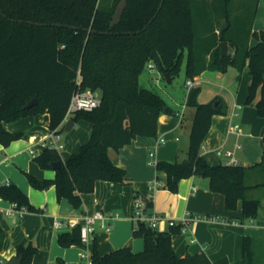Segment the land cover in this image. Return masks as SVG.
Segmentation results:
<instances>
[{
  "label": "trees",
  "instance_id": "obj_1",
  "mask_svg": "<svg viewBox=\"0 0 264 264\" xmlns=\"http://www.w3.org/2000/svg\"><path fill=\"white\" fill-rule=\"evenodd\" d=\"M122 0H0V144L9 146L22 138L8 131L4 123L16 122L47 112L49 127L63 124L77 89L91 90L101 104L92 111H77L71 117L92 124L90 138L79 150L63 160L59 151L45 148L35 157L43 170L60 163L53 180L25 173L37 190L55 187L58 200L66 199L75 208L82 195L92 193L97 181L127 184L125 169L108 155L139 137L155 138L162 114H174L166 101L140 83L144 70L154 61L156 51L161 75L173 81L184 67L186 82L206 70L225 73L234 66L241 73L248 68L251 84L246 104L255 101L257 115L264 118V30H254L257 0L250 14L232 13L233 0H127L118 25L111 22ZM251 40H255L254 46ZM230 48L221 56L222 43ZM165 79V78H164ZM172 83V82H171ZM200 88L189 91L186 106L194 111L185 160L159 161L156 169L165 174V187L176 193L181 180L205 178L212 192L223 195L228 211L241 202V223L256 218L264 197V148L259 163L240 165L209 164L201 148L215 115L227 113L222 99L198 102ZM33 99L37 104L26 109ZM217 103V106H215ZM0 196L28 212L36 209L19 186H0ZM136 196H139L138 194ZM150 209L153 201H148ZM135 238L144 239V251L134 253L119 248L101 254L93 241L92 264H211L206 256L179 258L172 247V236L181 226L159 232L148 223L135 221ZM80 228L58 237L61 247L82 246ZM5 233L0 229V252ZM241 261L227 258L214 264H264V243L250 237L244 241ZM37 248L32 242L21 245V264H32ZM56 264H67L58 258Z\"/></svg>",
  "mask_w": 264,
  "mask_h": 264
},
{
  "label": "crops",
  "instance_id": "obj_2",
  "mask_svg": "<svg viewBox=\"0 0 264 264\" xmlns=\"http://www.w3.org/2000/svg\"><path fill=\"white\" fill-rule=\"evenodd\" d=\"M254 44L251 40V45ZM152 64L149 69L156 68L153 62ZM250 84L248 68L241 73L234 66H229L225 73L206 70L193 80V86L185 93L183 101L177 100L174 95L170 96V103L164 99L175 111L174 114H162L159 117L155 138L139 137L120 150H108L112 162L125 169L130 182L119 184L97 181L92 193L82 195V205L79 208L73 207L66 199L58 200L53 186L47 190L34 189L25 174L30 173L41 179L55 178L54 170H43L34 160L43 152V140L51 131L49 114L45 112L4 123L8 131L19 133L22 138L7 147L0 144V186L10 183L19 186L31 205L40 212L27 211L20 214L13 210L10 216H5L2 212L11 208V202L0 196V229L5 233L0 259L7 263L17 256L21 245L32 242L37 248L32 264H56L58 258L67 264H92L93 243L87 246L61 247L58 243L59 235L72 230H56L54 223L56 219L82 221L84 216L96 210H101L106 216L117 215L114 220L106 221L112 224L111 231L97 229L93 236L101 254L123 247L130 248L134 253L143 252L144 239L133 236L136 226L133 219L134 199L137 194H149L150 185L159 182L161 187L153 191V206L149 211L163 217L158 225L159 232L170 229L169 220H175L179 224L185 217H200L189 221L185 232L172 236V247L179 258H186L188 255L206 256L211 264L222 258H227L230 263L241 261L245 238L250 237L264 243V197L260 200V211L256 218L241 223V202L236 210L228 211L223 195L212 192L205 178L194 176L183 179L176 193L167 190L165 174L159 172L155 165L149 164V155L151 151L154 152L156 163L185 160L194 114L186 106V100L189 91L198 87L199 103L206 104L220 98L227 110L224 115L213 116L201 148L203 158L211 165L226 164L227 158L219 156L217 151L232 150L240 166L249 167L259 163L264 148V118L259 117L256 110L260 92L255 101L246 104ZM68 120H64L58 129L64 144V149L60 151L63 160L88 142L92 130L91 123L81 120L73 121L75 124L66 132L65 123ZM161 139L164 140L163 143L160 142ZM31 151H35L37 155L33 156Z\"/></svg>",
  "mask_w": 264,
  "mask_h": 264
},
{
  "label": "built area",
  "instance_id": "obj_3",
  "mask_svg": "<svg viewBox=\"0 0 264 264\" xmlns=\"http://www.w3.org/2000/svg\"><path fill=\"white\" fill-rule=\"evenodd\" d=\"M154 63V62H153ZM155 65V63H154ZM153 66L151 63L149 67ZM81 82H82V77L81 74H78L77 76V89L73 94L70 107L68 108L65 120L70 119L75 112L77 111H92L95 108H98V106L101 104L100 97L97 93H94L91 90H81ZM186 85L188 87L193 86V81L189 80L186 82ZM160 142H164L163 139L160 140ZM43 147L45 148H50L54 149L57 151H61L64 149V144L61 142V134L57 130H51L49 134L45 137L43 140ZM238 148H241V145L237 146ZM31 154L33 156H36L37 154L35 151H31ZM217 154L219 156H224L227 158V163L228 165H238L236 159H235V153L232 150H218ZM150 160L149 164L150 165H155L156 166V161H155V154L154 152H150ZM161 184L159 182H155L150 185V193L147 195H139L135 196L134 199V216L133 219L134 221H141L148 223L150 227L153 229H158V225L160 221L163 219L162 216L156 214V213H150L149 211L151 210L150 207L147 206L148 201L152 200L153 197V191L156 189L160 188ZM13 210L18 211L20 214H24L27 212L26 208H19L16 203H11V208L9 210L3 211V215L5 216H10L11 212ZM115 216H106L101 210H96L92 214H88L84 216L82 221L74 220V219H56L54 223V228L56 230H63V229H69L73 230L75 228H80V234H81V241L83 243V246L90 245L94 241V235L97 231V229H103L105 231H111L113 226L111 223H107L106 221L109 220H114ZM204 218H209V217H204ZM200 219V217H185L183 218L180 223L178 224L175 220H169V226H181V231L185 232L187 224L189 221L197 220ZM83 257L85 255L83 254ZM0 264H6L5 260L0 259Z\"/></svg>",
  "mask_w": 264,
  "mask_h": 264
},
{
  "label": "rangeland",
  "instance_id": "obj_4",
  "mask_svg": "<svg viewBox=\"0 0 264 264\" xmlns=\"http://www.w3.org/2000/svg\"><path fill=\"white\" fill-rule=\"evenodd\" d=\"M255 5V0H233L232 13L250 14ZM254 30H264V0H257V12L254 23ZM255 42V40H253ZM230 51V48L228 52ZM157 68L144 70L140 77V83L143 87L153 90L165 99L168 103L171 102V95H174L177 100L183 101V96L190 89L186 85L184 67L180 75L175 77L172 83H167Z\"/></svg>",
  "mask_w": 264,
  "mask_h": 264
},
{
  "label": "water",
  "instance_id": "obj_5",
  "mask_svg": "<svg viewBox=\"0 0 264 264\" xmlns=\"http://www.w3.org/2000/svg\"><path fill=\"white\" fill-rule=\"evenodd\" d=\"M127 0H122L116 7V11L113 15V19L111 22V26L114 27L116 25H118L121 21L123 12L125 10V6H126ZM228 50H229V46L226 42L222 43V50H221V56L224 57L228 54ZM151 59L154 60L153 62L157 65H161V59L159 54L156 51H153L151 54ZM165 80L167 83H171V77L166 74L164 75ZM35 104H37V100L33 99L31 100L26 106L25 108L28 109L32 106H34ZM215 106H217V103H215ZM75 123L73 122L72 119H69L66 123H65V131L69 132L71 130V128L73 127ZM51 168L52 170L56 171L60 168V163L59 162H55L51 164ZM22 262V258L20 256H15L13 258H11L6 264H21Z\"/></svg>",
  "mask_w": 264,
  "mask_h": 264
}]
</instances>
